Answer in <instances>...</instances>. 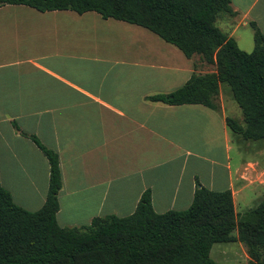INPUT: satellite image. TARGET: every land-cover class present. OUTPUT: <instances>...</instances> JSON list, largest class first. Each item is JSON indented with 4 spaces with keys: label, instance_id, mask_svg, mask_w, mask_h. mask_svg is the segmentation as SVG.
<instances>
[{
    "label": "crops",
    "instance_id": "0c3cea01",
    "mask_svg": "<svg viewBox=\"0 0 264 264\" xmlns=\"http://www.w3.org/2000/svg\"><path fill=\"white\" fill-rule=\"evenodd\" d=\"M228 6L214 24L249 52L250 23L264 35V0ZM1 7L27 18L0 21V186L15 205L38 210L47 192L48 162L31 137L57 155L60 227L126 216L144 191L155 213L186 209L197 184L228 189L237 216L263 198L264 141L229 130L224 118L236 109L226 84L218 83L215 110L147 99L214 71L197 55L93 11ZM234 120L243 124L241 115ZM231 138L258 160H236ZM232 243L247 264L242 243Z\"/></svg>",
    "mask_w": 264,
    "mask_h": 264
},
{
    "label": "trees",
    "instance_id": "16d2710c",
    "mask_svg": "<svg viewBox=\"0 0 264 264\" xmlns=\"http://www.w3.org/2000/svg\"><path fill=\"white\" fill-rule=\"evenodd\" d=\"M229 0H0L38 11H93L143 27L190 58L214 71L191 74L178 88L147 97L168 105L201 104L217 109L218 83L228 86L243 124L225 117L229 130L243 140L264 139V35L254 23L253 47L240 50L214 24L229 13ZM49 166L42 206L27 211L15 205L0 186V264H215L213 243L239 241L247 264H264V196L235 215L228 189L212 191L196 185L184 210L155 213L144 191L133 211L123 217H93L82 227H60L55 221L60 187L55 152L40 145Z\"/></svg>",
    "mask_w": 264,
    "mask_h": 264
},
{
    "label": "rangeland",
    "instance_id": "374dc122",
    "mask_svg": "<svg viewBox=\"0 0 264 264\" xmlns=\"http://www.w3.org/2000/svg\"><path fill=\"white\" fill-rule=\"evenodd\" d=\"M24 11L20 8H13V7H1L0 8V21L5 20H13V19H19V20H26L27 18H24ZM100 32H105V30H101ZM196 57V56H195ZM198 57V56H197ZM206 65V64H205ZM210 70L213 69V67L210 65H206L204 70ZM228 87V86H227ZM229 90V88H228ZM230 101L233 107L236 109L233 113H227V116L232 119H236L237 117H240V108L236 104V102L233 100L230 94ZM235 134V133H234ZM237 137L241 139L239 135L236 134ZM264 141V139H263ZM231 146V154L236 160L238 159H244V160H258L254 156L251 151L240 149V144L237 142L236 138H231L230 141ZM236 244L232 242H219L214 243L210 247V254L212 259L216 262V264H245L243 261H241V258H238V253H236ZM235 253V254H234ZM233 258H237L240 262H234Z\"/></svg>",
    "mask_w": 264,
    "mask_h": 264
}]
</instances>
